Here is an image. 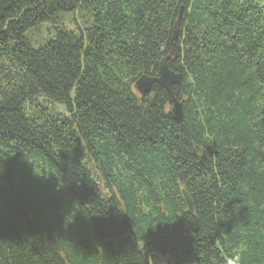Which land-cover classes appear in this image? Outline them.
<instances>
[{
  "label": "trees",
  "instance_id": "trees-1",
  "mask_svg": "<svg viewBox=\"0 0 264 264\" xmlns=\"http://www.w3.org/2000/svg\"><path fill=\"white\" fill-rule=\"evenodd\" d=\"M48 21L35 48L25 33ZM175 31L180 121L167 90L135 88ZM236 253L264 264V0H0V264Z\"/></svg>",
  "mask_w": 264,
  "mask_h": 264
},
{
  "label": "water",
  "instance_id": "water-1",
  "mask_svg": "<svg viewBox=\"0 0 264 264\" xmlns=\"http://www.w3.org/2000/svg\"><path fill=\"white\" fill-rule=\"evenodd\" d=\"M177 38L178 32L175 31L171 42L173 49L168 57L160 61L158 76H150L148 74L140 76L135 83V88L142 96H146L147 94H149L156 83L167 90L172 97L173 104L171 106V114L174 119L180 121L183 118V107L182 102L174 94V88L182 84L183 75L182 73L176 72L171 69L169 65V59L177 57V52L175 50ZM182 192L189 208L192 210V198L190 197L186 189H183ZM94 227L96 235L100 239V241L104 244H109V236L107 232L102 228V226L97 222V220H94Z\"/></svg>",
  "mask_w": 264,
  "mask_h": 264
},
{
  "label": "rangeland",
  "instance_id": "rangeland-1",
  "mask_svg": "<svg viewBox=\"0 0 264 264\" xmlns=\"http://www.w3.org/2000/svg\"><path fill=\"white\" fill-rule=\"evenodd\" d=\"M61 16H62V21L63 23H65L66 28L68 30L79 32V27L77 25L76 19H78V21L80 22L81 17L78 14V12L75 14L72 12H64L61 13ZM55 26L56 24L51 21L44 22L36 27L30 28L25 33V36L31 40L35 48H39L40 46L50 41L51 38L54 36L56 32ZM39 101L41 102L40 104L41 107L39 106V108L44 109L43 113L49 114L53 112L56 113V111L57 112L62 111L64 112L65 115L68 114L66 110V105L64 103L55 102L50 98H47V100L39 98ZM153 257L156 264H169L166 257H162L160 255H154Z\"/></svg>",
  "mask_w": 264,
  "mask_h": 264
},
{
  "label": "clouds",
  "instance_id": "clouds-1",
  "mask_svg": "<svg viewBox=\"0 0 264 264\" xmlns=\"http://www.w3.org/2000/svg\"><path fill=\"white\" fill-rule=\"evenodd\" d=\"M227 264H241V256L236 253L227 259Z\"/></svg>",
  "mask_w": 264,
  "mask_h": 264
}]
</instances>
